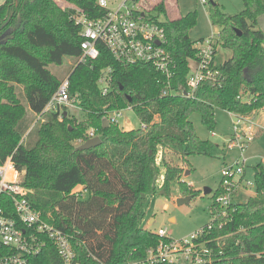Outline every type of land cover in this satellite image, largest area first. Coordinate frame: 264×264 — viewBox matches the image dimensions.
Instances as JSON below:
<instances>
[{"label": "trees", "instance_id": "obj_1", "mask_svg": "<svg viewBox=\"0 0 264 264\" xmlns=\"http://www.w3.org/2000/svg\"><path fill=\"white\" fill-rule=\"evenodd\" d=\"M62 1L65 6L58 0H6L0 6V163L11 156L16 169L25 171L30 202L45 221L72 236L78 264H132L168 240L142 225L144 195L171 196L175 180L181 192L197 194L168 153L185 162L196 153L218 154V145L199 137L191 115L199 113L212 129L216 108L243 117L264 109V0H243L245 8L234 15L210 1L219 42L232 54L218 63L219 78L203 81L192 96L186 95L189 61L197 58L196 43L203 39L194 41L189 33L197 11L162 22L176 63L175 93L164 95V74L149 63H121L103 44L96 60L79 62L81 25L74 16L97 18L105 11L97 0ZM166 2L152 9L167 15ZM66 57L77 63L58 77L49 65H62ZM107 68L112 88L103 95L98 80ZM68 76L84 117L65 108L37 120ZM128 106L139 116V128L104 127L109 111ZM91 128L102 143L79 150L76 139ZM254 173V195L228 208L211 207L213 225L202 228L199 240L213 248L214 264H264V165H255ZM79 186L85 192H75ZM0 200L12 214L10 197ZM32 264L64 262L50 239Z\"/></svg>", "mask_w": 264, "mask_h": 264}, {"label": "built area", "instance_id": "obj_2", "mask_svg": "<svg viewBox=\"0 0 264 264\" xmlns=\"http://www.w3.org/2000/svg\"><path fill=\"white\" fill-rule=\"evenodd\" d=\"M117 3L118 5L114 7ZM202 3L207 4L208 0H202ZM97 4L105 11L101 16L89 18L83 13L74 16L75 22L81 25L82 55L79 62L96 60L100 55V44H103L121 63L151 64L167 79L163 94L175 93L172 79L176 63L166 46L167 36L163 21L159 17L148 16V10L139 0H97ZM218 43L215 34L197 42V58L189 61L187 76L189 91L186 95L192 96L203 81H215L219 78L220 72L216 62ZM109 72L110 68L104 70L98 80L103 95L108 94L112 88V77ZM65 108L72 115L75 110L83 111L77 95H71L69 76L64 78L46 107L37 116V120L43 119L47 112L63 111ZM126 108L133 109L131 106ZM124 109L109 111L107 113L109 123L118 124V117L122 116ZM234 115L237 118L235 132L228 140V147L237 148L240 155L222 169L223 178L214 205L223 209L235 202L238 189L245 186L244 152L257 135L255 127L258 124L254 115L245 117ZM95 136L98 135L95 129L91 128L85 136L77 138L75 144L80 146ZM262 164L264 165V162ZM22 174L24 172L16 169L11 156L0 163V199L6 195L10 197L14 206L13 213L9 214L8 208H3L0 204V264H32V258L42 252L50 239L64 264H78L72 236L42 218L41 213L29 200L31 190L23 184ZM246 184H250V181ZM75 192H85V189L79 186ZM212 225L211 222L208 227ZM156 232L168 240L151 248L145 259L133 261L132 264H214L213 248L199 240L203 233L202 229L183 239L172 238L167 228H160Z\"/></svg>", "mask_w": 264, "mask_h": 264}, {"label": "rangeland", "instance_id": "obj_3", "mask_svg": "<svg viewBox=\"0 0 264 264\" xmlns=\"http://www.w3.org/2000/svg\"><path fill=\"white\" fill-rule=\"evenodd\" d=\"M58 1L62 6H65L62 0ZM139 1L148 10V16L159 17L162 21L176 19L181 15L197 11V24L190 30V37L194 41H197L215 34V38L220 41V27L213 24L210 16L211 0H208L207 4H203L202 0H167V15H160L157 10L152 9L160 0ZM213 1L220 4L222 9L231 15L237 14L245 8L243 0ZM4 2L5 0H0V4ZM117 5L118 3L114 7ZM260 28L264 30V18L260 22ZM231 54V51L224 48L219 42L216 54L217 64L224 62ZM76 63V58L66 57L62 65L50 64L49 69L58 77H63L73 69ZM73 114L79 119L84 117L83 111L75 110ZM190 119L200 138L205 140L209 139L219 146L218 154L215 156L196 153L190 155L186 162L168 153L170 160H173V162L180 164L184 168L182 180L188 183L192 191H197L196 196H192L187 203L178 204L179 197L190 195V193L188 195L187 193L181 192L179 180H175L172 183L171 196H165L163 194L144 195V218L142 225L153 231H157L160 228H167L169 235L175 239L190 237L191 234L200 231L211 222V207L215 203V196L219 191L223 178L222 169L226 164L232 163L240 155L237 148L228 147V140L235 132V122L237 121L233 113L222 108H216V124L212 129H209L203 124L199 113H193ZM255 121L258 124L255 127L257 135L249 143L244 152V157H246V176L243 185L245 186H241L238 189L237 195L234 198L235 202L245 200L255 194L254 166L264 162V110L255 116ZM118 124L120 128L130 130L139 128L141 126V120L135 110L126 108L122 111V116L118 117ZM32 138L34 136L30 139ZM27 141L29 140L27 139ZM23 172L25 173V171ZM22 175L24 179V174ZM247 181H250V184H246ZM206 188L211 189V192L205 193ZM171 218L174 219L171 220Z\"/></svg>", "mask_w": 264, "mask_h": 264}, {"label": "water", "instance_id": "obj_4", "mask_svg": "<svg viewBox=\"0 0 264 264\" xmlns=\"http://www.w3.org/2000/svg\"><path fill=\"white\" fill-rule=\"evenodd\" d=\"M239 34H241V32H239ZM244 77L247 78V79H249L248 69L247 68L244 69ZM103 125H104V127L109 125V121H108L107 118H105L103 120ZM101 143H102L101 137L100 136H95L93 138H89L86 142H84L83 144H81L78 147V149L79 150L90 149L92 147L98 146ZM209 192H211V189L206 188L205 193H209ZM191 198L192 197L190 195L189 196H184V197H179L178 198V204L187 203V202L190 201Z\"/></svg>", "mask_w": 264, "mask_h": 264}, {"label": "crops", "instance_id": "obj_5", "mask_svg": "<svg viewBox=\"0 0 264 264\" xmlns=\"http://www.w3.org/2000/svg\"><path fill=\"white\" fill-rule=\"evenodd\" d=\"M262 110H264V109H262ZM262 110H260V111L257 113V115H258ZM172 219H174V218H171V220H172ZM151 222H153V220H151Z\"/></svg>", "mask_w": 264, "mask_h": 264}]
</instances>
